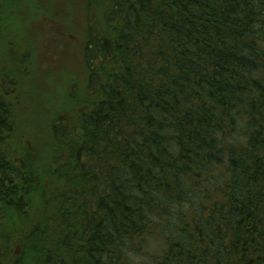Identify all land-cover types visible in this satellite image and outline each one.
<instances>
[{
	"label": "trees",
	"instance_id": "1",
	"mask_svg": "<svg viewBox=\"0 0 264 264\" xmlns=\"http://www.w3.org/2000/svg\"><path fill=\"white\" fill-rule=\"evenodd\" d=\"M85 4L55 110L0 17V264H264V0Z\"/></svg>",
	"mask_w": 264,
	"mask_h": 264
},
{
	"label": "rangeland",
	"instance_id": "2",
	"mask_svg": "<svg viewBox=\"0 0 264 264\" xmlns=\"http://www.w3.org/2000/svg\"><path fill=\"white\" fill-rule=\"evenodd\" d=\"M0 4L2 6L0 17L7 24H10V18L14 16V11H17L18 8L22 11V15L37 21V24L33 26L34 30L29 28L35 36L32 38L31 35H26L28 42L23 45L21 52L23 56L21 66L26 70L25 78L21 82L22 85L26 84V87L23 89L24 94L20 93V96L26 102L32 94H35L47 102L43 107L44 110H55L63 100H60V97L62 95L71 97L72 91L76 90L78 86L72 84L73 72H68V68H59L61 66L58 63H65L67 56L60 53L57 47H53L54 42L59 39L55 34L58 35L64 30H72V33H65L67 36L65 35L66 37L63 39L72 43V51L68 52V60L70 64L77 65L85 33L87 10L85 0H23L19 3L20 7L7 0ZM25 27L27 32L28 24ZM30 27L32 26L30 25ZM31 47L32 49H29ZM42 47H49L54 52L43 56ZM6 62H9L8 59ZM19 77L21 79V76ZM30 110L34 109L29 108L28 111Z\"/></svg>",
	"mask_w": 264,
	"mask_h": 264
},
{
	"label": "flooded vegetation",
	"instance_id": "3",
	"mask_svg": "<svg viewBox=\"0 0 264 264\" xmlns=\"http://www.w3.org/2000/svg\"><path fill=\"white\" fill-rule=\"evenodd\" d=\"M50 23H52V22H50ZM67 32H71L72 33V30L70 29V30H64L63 32H61V33H67Z\"/></svg>",
	"mask_w": 264,
	"mask_h": 264
}]
</instances>
